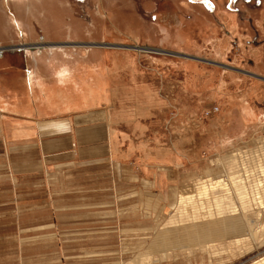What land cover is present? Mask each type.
I'll list each match as a JSON object with an SVG mask.
<instances>
[{
  "label": "crops",
  "instance_id": "crops-1",
  "mask_svg": "<svg viewBox=\"0 0 264 264\" xmlns=\"http://www.w3.org/2000/svg\"><path fill=\"white\" fill-rule=\"evenodd\" d=\"M190 1L0 0L1 151L28 158L14 173L34 161L44 173L0 181V210L13 209L0 211V264H117L168 204L180 154L126 145L112 105L121 85L109 78L132 69L138 48H161L152 30L181 27ZM64 64L74 75L61 87Z\"/></svg>",
  "mask_w": 264,
  "mask_h": 264
},
{
  "label": "rangeland",
  "instance_id": "rangeland-1",
  "mask_svg": "<svg viewBox=\"0 0 264 264\" xmlns=\"http://www.w3.org/2000/svg\"><path fill=\"white\" fill-rule=\"evenodd\" d=\"M190 4L189 10L181 11V27L166 29L164 37L152 30L163 41L161 48H138L145 55L131 62L132 69L109 78L121 85L112 105L125 117L116 130L133 140L126 139V145L175 148L181 162L168 204L149 213L142 223L147 227L143 235L133 231L134 247L117 264L133 263L143 254L149 259L133 264H253L264 259L261 237L260 243L249 241L237 248L223 240L231 230L221 231L218 224L219 210L228 207L222 201L215 204L217 211L210 212L214 216L209 221L199 212H177L176 205L178 195L193 181L209 179V174L226 168L230 155L251 156L264 148V0H191ZM1 150L0 143L2 154ZM27 160L2 154L0 181L43 178V172L34 173L35 161L32 170L14 173L15 167L30 165ZM195 195L192 191L188 201H196ZM0 211L13 209L6 206ZM239 214L236 208L232 215ZM101 239L106 245L118 240Z\"/></svg>",
  "mask_w": 264,
  "mask_h": 264
},
{
  "label": "bare ground",
  "instance_id": "bare-ground-1",
  "mask_svg": "<svg viewBox=\"0 0 264 264\" xmlns=\"http://www.w3.org/2000/svg\"><path fill=\"white\" fill-rule=\"evenodd\" d=\"M101 77L95 76V80L97 87L102 89L104 80ZM85 97L92 100L96 96L94 93L88 96L86 94ZM253 153L251 156L246 153L240 158L237 157L240 156L238 152L230 155L226 168L221 167L222 170L209 174V179L193 181L189 185L190 188L187 191H182L176 200V205L179 208L177 212H182L185 209L190 211L188 215L199 212L202 216H207L208 221L214 216V214L209 215L210 212L217 211L215 204L222 201L224 205H228V207L219 210L222 218L218 224H220L221 231H225V228L231 230L230 234L225 233L226 237L223 240L230 242L236 248L237 245H248L249 241L253 244L260 243L261 240L264 241V148H259ZM192 191L196 194L194 199L196 201H188L191 198L188 196ZM236 208L240 214L234 216L232 214ZM255 229L258 230V236ZM260 237L263 239L260 240ZM213 241L220 243L222 240L210 242ZM148 259V255L143 254L137 261L144 263ZM137 261L134 262L137 263ZM133 263L130 262V264ZM253 264H264V259Z\"/></svg>",
  "mask_w": 264,
  "mask_h": 264
},
{
  "label": "clouds",
  "instance_id": "clouds-1",
  "mask_svg": "<svg viewBox=\"0 0 264 264\" xmlns=\"http://www.w3.org/2000/svg\"><path fill=\"white\" fill-rule=\"evenodd\" d=\"M73 70L70 65H62L55 73L57 83L59 86L63 87L72 82Z\"/></svg>",
  "mask_w": 264,
  "mask_h": 264
}]
</instances>
